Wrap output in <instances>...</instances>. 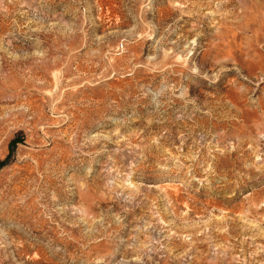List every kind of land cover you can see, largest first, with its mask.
<instances>
[{
  "label": "rangeland",
  "instance_id": "rangeland-1",
  "mask_svg": "<svg viewBox=\"0 0 264 264\" xmlns=\"http://www.w3.org/2000/svg\"><path fill=\"white\" fill-rule=\"evenodd\" d=\"M0 264H264V0H0Z\"/></svg>",
  "mask_w": 264,
  "mask_h": 264
}]
</instances>
